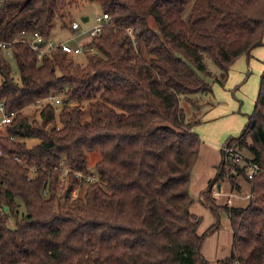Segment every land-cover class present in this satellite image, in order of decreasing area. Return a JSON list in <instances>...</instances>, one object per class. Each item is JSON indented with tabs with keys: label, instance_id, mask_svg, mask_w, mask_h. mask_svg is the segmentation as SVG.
Returning a JSON list of instances; mask_svg holds the SVG:
<instances>
[{
	"label": "trees",
	"instance_id": "trees-1",
	"mask_svg": "<svg viewBox=\"0 0 264 264\" xmlns=\"http://www.w3.org/2000/svg\"><path fill=\"white\" fill-rule=\"evenodd\" d=\"M80 1L0 0V39L22 30L48 37L53 19ZM100 3L109 23L88 42L95 51L84 65L59 49L37 59L23 41L10 43V58L0 49V99L15 111L0 129V264H207L200 247L219 211L232 229L220 262L264 264V70L247 124L226 141L245 147L259 170L247 178L222 152L202 194L216 220L201 233V216L189 209L201 138L183 105L197 107L212 81L222 83L207 60L223 77L264 44V0ZM57 93L61 102H45L39 122L23 113ZM25 138L38 142L27 146ZM94 149L90 180L86 152ZM227 164L250 184L244 206L212 197Z\"/></svg>",
	"mask_w": 264,
	"mask_h": 264
},
{
	"label": "rangeland",
	"instance_id": "rangeland-1",
	"mask_svg": "<svg viewBox=\"0 0 264 264\" xmlns=\"http://www.w3.org/2000/svg\"><path fill=\"white\" fill-rule=\"evenodd\" d=\"M101 11L102 7L100 0L91 2L81 0L77 6L69 7L64 11L65 16L63 19L59 16L53 19L54 27L49 37L54 41L66 40L69 44H82V42L87 40L88 35H77L75 32L71 31L70 21L76 20L80 23L82 28H87L92 24L94 15ZM84 15L89 16L90 19L88 21H83L81 17ZM149 24H153L151 19H149ZM262 53V56L258 58L246 57L247 55L245 54L238 56L229 65L228 71L223 74V77H221L217 67L210 60H207L208 68L211 72L214 71L216 73L222 80V83L220 84L217 81H212L211 92L202 94L198 97L197 107L188 108L187 103H183L186 110L189 112V118L198 120L193 124V129L201 138L199 155L192 168L189 185L190 195L194 198V204L192 205L194 211L200 209L202 206L197 200L198 192L206 187L208 179L217 172L223 154L221 147L229 138L237 137L248 122V117L253 110L257 96L261 74L264 70V49ZM72 58L81 65H84L87 61L84 52L74 54ZM11 63V74L13 75V79L18 81V71L13 59ZM44 103V100L36 99V103L25 106L22 111L31 122L37 123L40 120L39 109ZM84 105H86V103H84ZM57 112L58 110L56 113ZM57 124L59 123L57 122ZM24 140L27 146H32L38 142L37 138H25ZM247 141L249 142V140ZM233 145L236 144H230V146ZM235 148L244 157H251L249 151L245 147L236 145ZM86 155L87 174L96 176L95 161L99 158V152L97 149H94L87 151ZM232 166V164H227L225 166L226 172L221 178V181H223V188L219 187V189H221V194L218 197H214L211 192L217 204L225 203L229 196L228 193H231L229 197L233 205L236 203V198L246 199L248 201L249 192L245 191L247 188L238 193L236 190L230 191L231 182H238L245 187L249 186L247 179L242 174L237 173V170L232 168ZM63 167V173H65L66 168L65 166ZM233 169L236 174H234L233 179H230L229 171ZM64 175L65 174L62 175V181L63 178H65ZM76 176L78 175L76 174ZM214 187H216V184L212 186V190ZM77 192L78 187L73 190L72 195L75 196ZM22 210L23 207L18 206V211ZM8 223L11 225L12 221L8 219Z\"/></svg>",
	"mask_w": 264,
	"mask_h": 264
},
{
	"label": "built area",
	"instance_id": "built-area-1",
	"mask_svg": "<svg viewBox=\"0 0 264 264\" xmlns=\"http://www.w3.org/2000/svg\"><path fill=\"white\" fill-rule=\"evenodd\" d=\"M90 18L87 17L88 21ZM109 23V14L107 11H101L100 13H96L93 17L92 24L87 28H82L80 23L76 20L70 21V29L75 32V34H87L88 38L82 44H69L66 40L54 41L49 36L44 37L38 30L27 31L22 30L20 33L11 40H3L0 39V49H3L4 55L7 58L12 57V51L10 49V43L14 41H23L25 42L30 50L36 55L37 59H41V57L45 54H48L53 49H59L63 53L68 55H74L78 53H86V52H94V47L88 42L90 39L97 35L103 27L107 26ZM128 32L131 34V29H128ZM44 102H48L52 105H58L61 102L60 94H51L46 96ZM15 115V111L6 110L5 103L3 99H0V129L4 128L6 124H8L13 116ZM236 145L230 146L226 143L221 147V150L224 154L230 156L233 161H235L239 166H242L245 170V174L247 178H252L253 175L259 170V165L252 161L251 158L244 157L236 148ZM1 155V150H0ZM79 177L82 176L80 172L76 173ZM93 175H88L87 179L92 180ZM214 197H218L221 194V189L214 187L211 189ZM231 196V193H228ZM227 197L226 203H231V198Z\"/></svg>",
	"mask_w": 264,
	"mask_h": 264
},
{
	"label": "crops",
	"instance_id": "crops-1",
	"mask_svg": "<svg viewBox=\"0 0 264 264\" xmlns=\"http://www.w3.org/2000/svg\"><path fill=\"white\" fill-rule=\"evenodd\" d=\"M263 39H264V36H263ZM263 49H264V44L261 46L255 47L250 51L251 54H249L246 57L258 58L262 56ZM234 174H236V172L233 169L230 172L232 179H233ZM213 176H211L209 179H211ZM217 183H220V187L223 188V181L219 180V182H216L215 184ZM248 185H249L248 187H245L238 182H234V186L233 185L232 187L230 186V191L236 190L238 193L247 188L245 191L249 192L250 184ZM206 188H207V185L200 192H198V195H197V200L202 205L201 208L195 211L192 209V205L194 204V198H193V202L191 203L189 207L191 212H193L196 215L201 216V223L198 226L199 233L206 230V228L209 227L216 220V216L211 212L208 205H206L202 201V194L206 190ZM247 202L248 201L246 199L236 198L235 205L244 206L246 205ZM231 204H233V202ZM218 220H219L218 227L213 232L205 236V238L202 241L201 247H200V252L203 255V257L207 260V264H223L220 261L228 257L230 254L232 229L229 223V219L227 215L225 214V212L219 211Z\"/></svg>",
	"mask_w": 264,
	"mask_h": 264
},
{
	"label": "water",
	"instance_id": "water-1",
	"mask_svg": "<svg viewBox=\"0 0 264 264\" xmlns=\"http://www.w3.org/2000/svg\"><path fill=\"white\" fill-rule=\"evenodd\" d=\"M87 17H88L87 15H84V16L81 17V19H82L83 21H86V20H87ZM216 187L219 188V187H220V183H217V184H216ZM5 208H6V206H5Z\"/></svg>",
	"mask_w": 264,
	"mask_h": 264
}]
</instances>
